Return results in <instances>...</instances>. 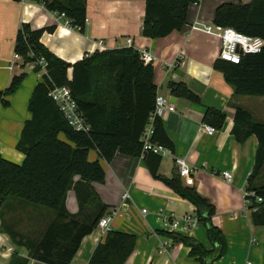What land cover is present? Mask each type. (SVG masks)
Listing matches in <instances>:
<instances>
[{"label": "crops", "instance_id": "crops-1", "mask_svg": "<svg viewBox=\"0 0 264 264\" xmlns=\"http://www.w3.org/2000/svg\"><path fill=\"white\" fill-rule=\"evenodd\" d=\"M250 1L199 0L198 4L189 6L181 30L165 38L149 39L141 35L145 0H86L84 33L64 26L42 4L29 0H0V92L8 89L13 78L22 76L17 89L0 101V155L15 164L22 163L24 155L16 149V144L25 121L30 118L28 102L32 91L41 81L32 65L13 58L16 35L22 25L29 26L32 31H41L40 43L69 64L95 51L132 47L139 52H148L154 58L151 64L157 95L168 98L174 106V111L166 112L161 119L173 150L162 158L159 174L171 177L173 172H178L175 158L183 159L190 166L191 174L189 178H180L181 183L194 189L214 207L211 223L222 232L225 246L222 256L211 264H264V226L252 223L253 211L244 199L254 166L257 139L251 136L238 143L231 133L236 107L264 122L261 111L264 100L235 97L222 73L213 68L220 50L219 39L192 29L194 23L214 25L215 10L223 3L248 4ZM128 39L130 46L126 44ZM99 42L102 44L98 45ZM71 75L70 68L68 79ZM170 83L184 84L199 97V103L174 97ZM255 107L259 109L255 110ZM206 109L225 116L222 127L212 136L202 129ZM61 136L59 138L63 140ZM88 160L98 161L104 169V183H93L92 187L107 207L104 216L114 212L109 231L137 238L134 250L124 264H199L188 255V247L158 235V231L177 233L194 239L206 250L213 249L203 224L199 223L193 229H171L166 225V217L196 216L195 208L152 178L141 157L116 153L106 163L95 150H90ZM222 172L232 175L230 183L221 177ZM255 184L264 186V169ZM125 192L129 197L122 200ZM10 202V209L2 211L5 228L0 219V264H9L13 254L28 259V264H43L30 259L28 250L15 245L7 231L39 240L53 214ZM66 209L70 214H77L79 210L72 190L67 193ZM107 232L96 227L85 236L70 264H89L93 250Z\"/></svg>", "mask_w": 264, "mask_h": 264}, {"label": "trees", "instance_id": "trees-1", "mask_svg": "<svg viewBox=\"0 0 264 264\" xmlns=\"http://www.w3.org/2000/svg\"><path fill=\"white\" fill-rule=\"evenodd\" d=\"M29 1L42 4L49 12L63 13L74 30L84 33L86 0ZM198 1L145 0L141 35L160 39L181 30L189 6L198 4ZM213 24L264 40V0H251L248 4L223 3L215 10ZM41 33L22 25L15 39L14 53L21 56L22 62L27 64L44 59L47 75L42 76L32 91L28 102L30 118L25 121L16 144V149L24 155L22 163L15 164L0 155V219L5 228L2 211L10 209V201L49 211L53 219L36 241L8 230L13 243L25 247L29 258L34 261L70 264L82 239L96 229L107 210L92 187L93 183L102 184L105 179L101 164L88 160V152L95 150L106 163L116 153L134 158L142 156L152 178L194 206L196 217L204 225L213 249L206 250L194 239L177 233L158 231V235L188 247V255L199 264H211L220 258L225 239L211 223L214 207L194 189L184 187L176 172L171 177L160 175L158 169L162 157L143 151L141 138L157 95L152 64H143L139 51L132 47L95 51L69 64L40 43ZM70 68L72 75L68 79ZM213 68L222 73L235 97L264 98V47L258 54L242 56L237 65L217 59ZM33 70L38 73L40 68ZM21 81L22 76L13 78L8 89L0 92V101L3 96L12 94ZM62 86L70 90L88 127L87 132H77L69 127L48 96L53 87ZM170 90L174 97L199 103V97L182 83H170ZM224 119L223 113L206 109L203 123L219 130ZM231 133L238 143L251 136L257 139L247 191L260 197L262 202L256 203L251 197L248 208L253 211L252 223L264 226V186L255 184L264 169V123L256 122L248 111L236 107ZM60 135L65 140H61ZM149 142L173 150V143L159 118L153 122ZM71 190L78 203L77 214H70L66 209L67 193ZM136 240L131 234L108 231L93 250L89 264H124L133 252ZM28 262V259L13 254L9 264Z\"/></svg>", "mask_w": 264, "mask_h": 264}, {"label": "built area", "instance_id": "built-area-1", "mask_svg": "<svg viewBox=\"0 0 264 264\" xmlns=\"http://www.w3.org/2000/svg\"><path fill=\"white\" fill-rule=\"evenodd\" d=\"M196 5V4H194ZM56 19L61 22L64 26L73 29L71 21L65 17L63 13H54ZM86 23V19H85ZM193 30H198L204 32L205 34L213 35L219 39L220 42V50L218 53V60L231 63V64H239L242 56L250 55V54H258L262 51L264 47V40L259 37H252L248 35H244L236 32L231 28H224L216 25H204L201 23H194L192 25ZM74 30V29H73ZM102 43L99 42L98 45ZM126 44L130 46L131 40L128 39ZM140 60L143 64H151L154 58L145 51H141ZM14 59H19L22 61L21 56L18 54H14ZM32 65L33 69L35 67H39L40 70L36 73L42 80V76L47 75L46 73V62L44 59H38L33 63H29ZM50 99L58 108L59 112L62 114L63 118L67 122L68 126L71 127L74 131L77 132H87L88 127L85 125L82 114L79 112L76 102L71 96L70 90L66 86L62 87H53L49 95ZM174 111L173 103L163 96L156 95L154 100L153 111L149 115L148 124L145 128V131L142 135L143 142V151H150L155 155H159L162 158L169 154V150L163 146L152 144L149 142V139L153 133V122L156 118L162 119L163 115L166 112ZM202 129L208 136L214 135L217 130L207 124L202 126ZM142 158V156H141ZM174 164L178 170L177 174L179 178H189L191 174L190 166L180 158H175ZM221 177L228 183L232 180V175L229 172H222ZM129 196L125 192L122 194V200L127 199ZM251 197L255 198L256 203L262 202L260 197H255L254 193L246 191L245 194V203L248 207L251 204ZM146 211L143 210V213ZM114 212H110L106 216L100 218L98 221L97 227H99L102 231H109L110 223ZM166 225L170 226L171 229H193L198 224V218L196 216L184 215L182 218H165Z\"/></svg>", "mask_w": 264, "mask_h": 264}, {"label": "rangeland", "instance_id": "rangeland-1", "mask_svg": "<svg viewBox=\"0 0 264 264\" xmlns=\"http://www.w3.org/2000/svg\"><path fill=\"white\" fill-rule=\"evenodd\" d=\"M208 25H210V24H208ZM256 98H257L256 100H264V98H259V97H256ZM258 107H260V106H258ZM254 109L256 110V109H259V108L255 107ZM261 111L264 112V107H261ZM254 119H255V121H257V122H263V120H261V119H260L259 117H257V116H256ZM263 123H264V122H263ZM61 138H62L63 140H65V138H64L63 135L61 136ZM51 214H52V213H51Z\"/></svg>", "mask_w": 264, "mask_h": 264}]
</instances>
